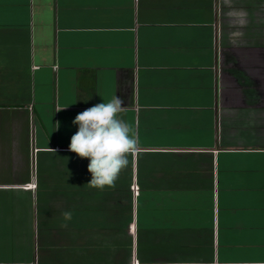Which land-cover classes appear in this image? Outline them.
Listing matches in <instances>:
<instances>
[{
	"label": "crops",
	"instance_id": "1",
	"mask_svg": "<svg viewBox=\"0 0 264 264\" xmlns=\"http://www.w3.org/2000/svg\"><path fill=\"white\" fill-rule=\"evenodd\" d=\"M114 95L140 150L101 191L68 145ZM39 203L27 264L264 260V0H0V228Z\"/></svg>",
	"mask_w": 264,
	"mask_h": 264
},
{
	"label": "clouds",
	"instance_id": "2",
	"mask_svg": "<svg viewBox=\"0 0 264 264\" xmlns=\"http://www.w3.org/2000/svg\"><path fill=\"white\" fill-rule=\"evenodd\" d=\"M242 35L240 32L233 33L236 37ZM124 103L122 97L114 95L106 103L101 102L86 108L72 121L78 127L70 139L68 151L75 153L81 159H88L87 170L91 174V179L87 183L89 187L101 191L105 187L114 188L119 175L128 165V156L139 153L138 131L135 125L121 117V113L125 111ZM55 125L57 130L60 122L56 121ZM50 150L55 152L54 149ZM62 216L65 223L61 227L67 228V222L72 220V212L65 211ZM176 264H206V262L191 260L177 261ZM213 264H220L218 255L214 258ZM225 264H264V260L226 261Z\"/></svg>",
	"mask_w": 264,
	"mask_h": 264
},
{
	"label": "rangeland",
	"instance_id": "3",
	"mask_svg": "<svg viewBox=\"0 0 264 264\" xmlns=\"http://www.w3.org/2000/svg\"><path fill=\"white\" fill-rule=\"evenodd\" d=\"M44 205L45 204H38V210L36 204L33 206L31 204L30 212L33 210V216L31 213V221L26 216L23 223L19 222L18 229H14L13 224L11 221H7V228H5V224L3 228H0V264H27L31 263L32 261V253H33V247L36 250V244L33 245L34 238H36V233L41 232L38 238V243L41 246H45L48 243H56V236H46L43 235V233L46 231V229H49V226L47 225V219H43L44 216ZM51 205V204H49ZM54 207H56L58 204H52ZM51 205V206H52ZM46 204V208H47ZM36 211L38 214V222L36 218ZM40 211V212H39ZM29 212V211H26ZM35 214V216H34ZM34 217V218H33ZM57 221V220H56ZM61 221L55 222L56 225L59 224ZM54 224V223H53ZM90 229V228H89ZM53 230V228H52ZM85 230H87L85 228ZM85 232V231H84ZM88 232V231H86ZM58 238V235H57ZM127 238V237H126ZM45 239V240H44ZM47 240V241H46ZM43 244V245H42ZM43 250H38V255H41ZM51 256L49 257V260L52 262L54 260L62 261L61 258H57L54 255V252L50 253ZM37 255V250H36ZM232 255L236 257L238 254L236 252H233ZM60 256H64V253H60ZM59 257V256H58ZM48 260V259H47ZM48 260V261H49Z\"/></svg>",
	"mask_w": 264,
	"mask_h": 264
},
{
	"label": "trees",
	"instance_id": "4",
	"mask_svg": "<svg viewBox=\"0 0 264 264\" xmlns=\"http://www.w3.org/2000/svg\"><path fill=\"white\" fill-rule=\"evenodd\" d=\"M121 223H122L123 226H125V225L128 223L127 220H125V219L123 218V213H122ZM122 229H123V228H122ZM122 232L124 233V230H122ZM123 233H122V242H124V243H128V242H129V236L126 235V234L123 235ZM126 237H127V238H126ZM123 238H124V239H123Z\"/></svg>",
	"mask_w": 264,
	"mask_h": 264
}]
</instances>
